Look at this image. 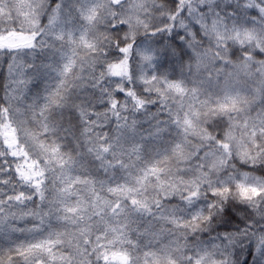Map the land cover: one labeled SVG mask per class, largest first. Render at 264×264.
I'll list each match as a JSON object with an SVG mask.
<instances>
[{
    "label": "snow or ice",
    "instance_id": "1",
    "mask_svg": "<svg viewBox=\"0 0 264 264\" xmlns=\"http://www.w3.org/2000/svg\"><path fill=\"white\" fill-rule=\"evenodd\" d=\"M0 92V264H264V0H0Z\"/></svg>",
    "mask_w": 264,
    "mask_h": 264
},
{
    "label": "rangeland",
    "instance_id": "2",
    "mask_svg": "<svg viewBox=\"0 0 264 264\" xmlns=\"http://www.w3.org/2000/svg\"><path fill=\"white\" fill-rule=\"evenodd\" d=\"M42 89H43V84H40L39 85V88H36V87H33L32 88V92H33V94L34 93H36L37 91H42ZM30 226V225H29ZM19 235V234H18ZM22 239V238H21Z\"/></svg>",
    "mask_w": 264,
    "mask_h": 264
},
{
    "label": "trees",
    "instance_id": "3",
    "mask_svg": "<svg viewBox=\"0 0 264 264\" xmlns=\"http://www.w3.org/2000/svg\"><path fill=\"white\" fill-rule=\"evenodd\" d=\"M0 95H2V92H0ZM23 239V237H21Z\"/></svg>",
    "mask_w": 264,
    "mask_h": 264
}]
</instances>
